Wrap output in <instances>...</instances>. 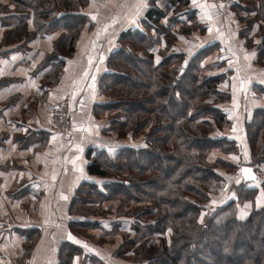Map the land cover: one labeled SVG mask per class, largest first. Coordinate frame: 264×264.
<instances>
[{
  "label": "crops",
  "instance_id": "crops-1",
  "mask_svg": "<svg viewBox=\"0 0 264 264\" xmlns=\"http://www.w3.org/2000/svg\"><path fill=\"white\" fill-rule=\"evenodd\" d=\"M139 3L89 0L85 15L90 24L81 29L70 51L67 28L35 34L30 8L22 12L14 0H0V264H129L115 255L120 235L102 233L109 231V219L88 215L93 203L77 201L95 183L99 193H105L102 185L108 179L88 173L86 153L103 144H119L114 133L105 132L114 113L104 108L113 99L101 93L99 81L126 31L149 28L157 40L155 48L164 49L172 41L173 50L187 55L196 48L218 47L209 75L225 74L218 90L228 93L230 100L218 105L230 128L215 137L237 140L242 152L222 156L213 151L209 161L222 157L239 166L231 174L219 170L226 181L224 192L239 179L242 166L252 167L264 180V164L251 165L242 143L244 123L264 108L258 25L242 20L253 17L245 11L247 0H227L223 7L207 9L199 7V0L196 5L192 0H144L146 6L138 12ZM23 14L30 16L25 27L3 24V17L15 20ZM63 99L69 102L72 130L62 138L51 130L48 110ZM262 202L258 194L253 204L242 207L249 211ZM103 204L110 208L107 201L96 205ZM69 234L75 239H68Z\"/></svg>",
  "mask_w": 264,
  "mask_h": 264
},
{
  "label": "trees",
  "instance_id": "trees-1",
  "mask_svg": "<svg viewBox=\"0 0 264 264\" xmlns=\"http://www.w3.org/2000/svg\"><path fill=\"white\" fill-rule=\"evenodd\" d=\"M14 2L22 12H33L35 34L67 28L70 51L81 29L90 24L85 15L89 0ZM245 11L253 17L242 20L258 25L261 59L264 0H247ZM21 23L14 26H26ZM119 42L99 81L101 93L113 99L104 108L114 113L105 132L115 133L119 144H112L113 152L101 151L103 157L93 148L86 153L88 173L108 178L105 193L97 194L118 202L109 231L102 232L123 237L115 255L126 257L129 264H264V196L258 208L242 207L264 193V180L254 169L258 182L244 183L240 176L224 192L226 181L219 170L234 172L239 166L222 157L209 161L213 151L222 156L242 152L237 140L215 137L230 128L218 105L230 95L218 90L225 74L205 75L201 64L218 47L196 48L187 55L173 50L168 41L161 55L154 47L157 40L138 30L122 33ZM242 143L251 165L264 164V108L244 123Z\"/></svg>",
  "mask_w": 264,
  "mask_h": 264
},
{
  "label": "rangeland",
  "instance_id": "rangeland-1",
  "mask_svg": "<svg viewBox=\"0 0 264 264\" xmlns=\"http://www.w3.org/2000/svg\"><path fill=\"white\" fill-rule=\"evenodd\" d=\"M32 5H34V4H32ZM1 7H5V6H1ZM33 13V12H32ZM34 15V14H33ZM20 17H22V19H15V20H11V19H7V18H5V17H3L2 18V21H3V24L5 23V22H12V23H14V24H16V23H19V21L20 22H22L21 24H23L24 22L26 23V20H27V17L29 18L30 16L29 15H26V14H23L22 16H20ZM32 20H33V18H32ZM36 20V19H35ZM24 21V22H23ZM250 25V24H249ZM145 32L148 34H151L152 35V33L149 31V30H145ZM153 37H156V36H154L153 35ZM125 43H127V42H123V43H121V44H125ZM159 53L162 55L163 53L165 54L166 53V51H165V49H161V48H159ZM161 50H163V51H161ZM219 55V51H218V48L217 49H214L212 52H209L208 54H206V58L204 59V61L202 62L203 64H201V67L204 69V71H206L205 73V75H209V74H211V72H212V68L214 67V63H215V60H216V57ZM160 56V55H159ZM264 56V55H263ZM218 60V59H217ZM224 84V83H223ZM222 92V91H221ZM226 92H222V94H225ZM222 96H224V97H221V98H223V99H225L226 98V96L225 95H222ZM212 101H213V99H212ZM226 101L224 100V101H221V102H219V105L221 104V103H225ZM222 105V104H221ZM110 115H112V114H110ZM114 136L116 137V134L114 133ZM116 139V138H115ZM106 140H108L107 138H106ZM109 143V142H108ZM106 146H109V147H111L110 145H107V144H103V145H101V146H97V147H95L94 148V153H96V155L97 156H100V157H103L104 155H103V153H101V151H106V152H110L109 150H108V147H106ZM227 173H233V171L232 170H230V171H227ZM108 179V178H107ZM102 181V180H101ZM101 181H99V184H101L100 182ZM106 182H108V181H106ZM96 183L95 184H93L92 186H90V187H87V189H84L83 191H86V195L85 194H79V197H78V199H80V197H81V202L82 201H86L87 203L88 202H92L93 203V206H92V208H91V206L90 205H88V210H86L87 212H88V215H89V213H92V214H90V215H93V216H100V215H98V214H101V213H103L102 215H101V217L102 218H107V219H112L110 216H114L115 214H116V211H117V208L119 207L118 206V202L116 201V199H109V200H107V202H109V206H110V208H106V204H103L102 205V208H99L98 207V205H96L97 203H99V202H102V201H105V200H102V198H101V195L99 196L98 194H97V192H100L99 190H97L96 189ZM103 186V185H102ZM105 187V186H104ZM91 192V193H90ZM88 193H90V194H88ZM78 210V209H77ZM79 212H83V210H79ZM105 214H108V215H105ZM118 233V232H117ZM119 235V234H118ZM119 239V241H120V243H119V245H121L122 244V239H123V237L121 238V236H120V238H118ZM107 241H108V239H106ZM119 247V246H118ZM121 258H123L124 260H127L128 261V259L126 258V257H121Z\"/></svg>",
  "mask_w": 264,
  "mask_h": 264
},
{
  "label": "built area",
  "instance_id": "built-area-1",
  "mask_svg": "<svg viewBox=\"0 0 264 264\" xmlns=\"http://www.w3.org/2000/svg\"><path fill=\"white\" fill-rule=\"evenodd\" d=\"M204 5H219L226 4L227 0H201ZM48 118L50 123V128L52 131L60 135L62 138L68 135L72 130V125L70 122V107L67 99H63L51 106L48 110ZM209 208H213L212 205ZM24 264H32L30 261Z\"/></svg>",
  "mask_w": 264,
  "mask_h": 264
},
{
  "label": "snow or ice",
  "instance_id": "snow-or-ice-1",
  "mask_svg": "<svg viewBox=\"0 0 264 264\" xmlns=\"http://www.w3.org/2000/svg\"><path fill=\"white\" fill-rule=\"evenodd\" d=\"M192 2H193L194 5H196L197 0H192ZM144 6H146V5L144 4V0H140V3H139V5H138V12H139V10L142 9ZM199 7H201V9H207V8L209 7V5H199ZM211 7H216V5H211ZM219 7H223V5L221 4V5H219ZM204 15H205L209 20L211 19V16L208 15L207 11L204 12ZM93 19H95V17H93ZM209 31H211V29H209ZM49 39H51V37H49ZM245 58L247 59V56H246ZM101 59H103V57H101ZM157 59H159V58H157ZM89 63L91 64V58H89ZM85 75H87V73H85ZM92 79L95 80V77L93 76ZM94 87H95V86L93 85V89H94ZM243 87H244V84H243V82H242V83H241V89H243ZM81 103H83V102L81 101ZM234 130H235V129H234ZM54 139H55V137H54ZM114 150H115L114 148H111V147L109 148V151H110V152H113ZM245 155H247V154H245ZM233 159H236V157H233ZM73 163L75 164V161H73ZM241 171L245 174V176H246L248 179L253 180V181L256 180V177H255V175H253L252 170H251L250 168H242ZM54 178H55V177H53V179H54ZM237 183H239V180H237ZM262 196H264V193H262ZM63 198H64V199H67V197H63ZM258 204H259V201H258ZM68 239L73 240V239H75V238L72 237L71 234H69V235H68ZM76 243L79 244V243H81V241L76 240ZM83 247H84L85 249H88V248H89V246H88L87 244H83Z\"/></svg>",
  "mask_w": 264,
  "mask_h": 264
},
{
  "label": "water",
  "instance_id": "water-1",
  "mask_svg": "<svg viewBox=\"0 0 264 264\" xmlns=\"http://www.w3.org/2000/svg\"><path fill=\"white\" fill-rule=\"evenodd\" d=\"M242 168H250V169L252 170L253 175H255L256 180L253 181V180L248 179V178L245 176V174L241 171ZM240 176H241L242 181H243L244 183L258 182V177H257V175H256V173H255V171H254V169H253L252 167H250V166H242V167L240 168Z\"/></svg>",
  "mask_w": 264,
  "mask_h": 264
}]
</instances>
